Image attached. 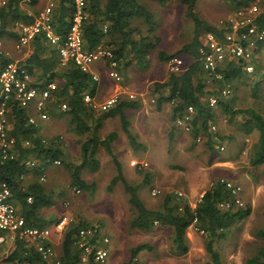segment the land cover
Wrapping results in <instances>:
<instances>
[{
  "label": "trees",
  "instance_id": "obj_1",
  "mask_svg": "<svg viewBox=\"0 0 264 264\" xmlns=\"http://www.w3.org/2000/svg\"><path fill=\"white\" fill-rule=\"evenodd\" d=\"M144 1L155 2L165 6L170 0H86L87 18L84 21L83 33L85 45L88 49H96L102 45L110 50L111 57L105 59L106 65L116 63L117 69L122 71L132 64L136 69H143L149 55L156 50L160 39L155 36L157 23L155 15ZM229 8L237 11L247 5L248 0H226ZM24 0H6L0 5V38L10 37L19 39V32L11 27L12 22H22L29 25L34 22L38 13L31 14L21 8ZM38 0H33L30 5H37ZM185 8L184 16L190 20L193 37L179 52L170 55L165 51L158 52L161 61L169 62L174 56L185 55L190 60L185 69L179 73H172L167 83L156 85V88L169 89L166 98L172 102V119L180 113H185L187 108L194 110V136L200 133L211 132V126L216 122V115L210 99L216 100L220 112L230 116L233 120L239 114L248 115L243 126L246 133H258L256 143L252 146L250 165L253 167L264 164V117L255 109H238L233 107L234 94L241 86H252L256 97L262 94L261 87L264 81V42L259 43L256 49L257 59L253 60L255 70L248 74L244 70V63L238 60L228 61L215 72L209 73L203 69L200 48L203 45V35L212 34L219 41L225 40L224 34L229 31L225 26H215L203 18L198 10V0H181ZM74 13L73 0H57L52 12V28L65 36L71 26ZM143 21V27L136 22ZM13 22V23H14ZM258 25L264 29V13L258 17ZM107 31L104 32V27ZM32 52L20 64L30 74L36 75L39 83L56 82L50 91L53 116L56 111L62 110L65 104L67 109L63 114L69 119L68 131L83 136L89 134L85 140L80 141L82 161L79 165L64 163V142L56 135L43 138L34 125L29 122L28 113L21 107L14 105L10 113L11 127L9 136L14 140L12 157L0 161V181L6 182L11 190V199L18 206L19 215L25 220L29 228L45 229L52 223L38 213L44 207H50L56 196L54 186L40 181L42 174L40 168L27 169L24 163L29 158H43L44 161H60L65 165V170L70 176V189L75 191L95 190L94 183L87 182L81 175L82 170L88 169L95 172L98 167L97 154L100 147H104L112 157L117 174L111 181V186L121 183L128 194V203L133 211L129 226L132 229L150 231L156 224L172 229L171 241L174 250L179 254L188 251L186 233L188 228L195 226L202 231L205 239V250L210 255L211 264H223L221 255L215 248L216 243L226 239L231 227L243 220L249 209H241L235 204V197L226 188L221 180L214 183L197 203L195 207L173 193H168L161 204L149 207L143 202L139 189L148 185L150 179L146 175L141 184H134L127 180L123 168L115 157L111 144L117 138L115 132L110 133L105 139L99 135L104 122L111 117L119 116L123 130L126 132L133 149L138 147L136 136L129 129L127 110L139 107L138 101L121 99L108 111L97 112L83 101L84 94L96 93L97 83L88 73L80 71L72 64L60 69L57 50L47 43L44 35H37L31 42ZM259 56V57H258ZM11 59L0 55V73L5 64ZM219 76V77H218ZM163 97L160 99V102ZM98 115V116H97ZM42 137V138H41ZM32 174V181L25 186L22 176ZM26 182V181H25ZM31 199V202H29ZM181 199L182 204L176 202ZM230 202L231 207L220 208V203ZM90 224L80 219L71 220L63 230L60 256L54 262H47L37 251L28 238H20L18 234L12 237L9 252L2 255L0 244V264H81L82 249L77 245L79 231ZM256 236L264 238V229L257 231ZM46 244L50 246L49 241ZM148 246H140L131 250V258L122 264H134L140 251ZM95 262L90 261L88 264ZM97 264V263H96ZM249 264H264V248H259L249 260Z\"/></svg>",
  "mask_w": 264,
  "mask_h": 264
},
{
  "label": "rangeland",
  "instance_id": "obj_2",
  "mask_svg": "<svg viewBox=\"0 0 264 264\" xmlns=\"http://www.w3.org/2000/svg\"><path fill=\"white\" fill-rule=\"evenodd\" d=\"M144 3L155 15V36L160 39L156 50L147 58L145 67L136 69L129 64L125 71L120 67V83L110 78L105 61L93 67L98 75L102 74L96 90L101 101L111 97H117L119 101L129 100L130 94L136 96L135 101L139 102V107L127 110L126 113L129 129L136 136L138 147L133 149L130 145L119 116L107 119L99 135L105 139L112 132L117 134L111 147L128 181L141 184L148 175L150 183L141 186L139 192L149 207L161 204L168 193L185 199L191 207H195L205 191L219 180L238 186L241 203L238 206L249 209L250 213L243 220L237 221L229 230L227 238L216 243L215 248L223 264H249L256 251L264 248V238L256 236L257 231L264 229V164L253 167L249 162L258 133H246L243 124L248 115L239 114L231 120L230 116L214 108L216 104L212 105L216 115L215 130L212 132L194 136V112L190 115L191 121L181 125L172 119L173 103L166 100L169 89L156 88V85L167 83L173 72L170 62L159 60L158 52L165 51L170 55L179 52L193 37L192 24L184 16L185 8L181 0H170L165 6L149 1ZM41 4L43 7L47 1L43 0ZM228 4L226 0H198L197 10L211 24L226 27L235 13ZM136 23L140 27L144 25L143 21ZM14 44L2 43V52L18 62L25 56L27 49L17 47L18 43L16 46ZM174 57L183 61V69L192 62L185 55ZM100 69L104 70L98 72ZM262 86V94L257 97L252 86L239 87L234 94L233 107L236 110L255 109L264 117V81ZM51 105V102L47 103V120L40 121V127L48 133L43 136L61 137L64 142V163L79 165L82 161L80 141L89 137V134L77 136L69 132V119L63 110L56 111L54 116L50 114L53 110ZM34 111L35 107H32L28 113L33 114ZM221 146H225L224 151L219 150ZM97 157V170L92 172L84 169L81 173L87 182L96 185L92 191L77 192L70 189V176L64 169L65 165H49L44 184L53 185L56 196L51 208H46V214L53 209L54 218L68 215L72 220L82 219L90 226H99L103 236L110 240V256L105 264L128 262L131 250L140 246L148 247L139 252L134 264H211L210 255L205 250L204 235L195 226L188 228L186 233V254L174 250L172 229L169 227L156 224L150 231L132 229L129 223L133 211L128 203V194L121 183L111 186L117 174L112 157L103 146L99 148ZM181 199L176 202L182 204ZM54 234L52 241L59 254L63 231ZM11 239L8 235L7 241L3 243L5 245L1 246L2 255L9 252ZM101 244V247L107 248Z\"/></svg>",
  "mask_w": 264,
  "mask_h": 264
},
{
  "label": "built area",
  "instance_id": "obj_3",
  "mask_svg": "<svg viewBox=\"0 0 264 264\" xmlns=\"http://www.w3.org/2000/svg\"><path fill=\"white\" fill-rule=\"evenodd\" d=\"M5 1L0 0V5H4ZM32 1L24 0V3L30 5ZM56 2L57 0H49L46 9L35 16L32 24L21 25V34L17 47L28 46L37 35L42 34L48 43L57 50L61 67L72 64L73 67L78 68L80 71L90 74L92 80L98 84L99 77L93 72V67L96 63L105 61L112 55L110 50L102 45L96 49H88L85 45L83 25L87 18L86 0H73L74 13L70 29L65 36L57 34L52 28V12L56 7ZM262 13H264V0H248L245 7L235 11L233 18L226 26L229 31L224 34L225 40L219 41L214 35L205 34L203 45L200 48L203 69L212 73L228 61L238 60L244 63V70L248 74H252L255 70L253 60L257 59L255 51L258 44L264 42V29L258 25V17ZM106 31L107 26L104 27V32ZM0 55L7 58L10 56L2 52L1 42ZM169 62L173 73H179L183 70L184 63L181 59L174 57ZM109 76L115 83L121 82V75L115 62L109 67ZM55 86V83H48L42 86L35 85L28 70L18 62L11 60L4 65L0 73V161L12 157L14 140L10 138L8 130L10 127V113H12L14 105L21 107L27 113L29 109L35 107L33 114L28 113V117L29 122L38 130L39 121L47 120V103H49L50 91ZM96 93L92 95L87 92L83 97L87 107L95 112L108 111L119 102L117 97L101 101ZM135 98V95H129V101H134ZM210 104L215 105L216 100L210 99ZM61 108L63 111L67 109L65 104H62ZM193 112L192 108H187L185 113H180L176 117V123L181 125L191 121L190 115ZM214 130L215 125L211 126V132ZM219 150L224 151L225 146H221ZM52 162L47 164L43 158L40 160L29 158L24 163V166L26 169L40 168L42 172L40 181L45 183L46 171L49 165L53 164L56 166L61 163L58 160ZM221 181L225 183L226 188L235 197V204L237 206L241 205L238 198L240 188L230 182ZM29 202H31V199H29ZM219 206L227 209L231 207V203L223 202ZM68 219L69 217H63L55 225V230L62 232L71 221ZM15 234H18L20 238H28L45 261L54 262L57 260L51 245L46 244L48 231L26 226L25 220L19 215L18 209L11 199L9 185L0 181V244L7 241L8 235L14 237ZM78 240L77 245L82 249V264H88L90 261L97 264H105L108 261L110 256L108 243H110V240L103 236L99 226L89 225L81 229ZM101 243L106 245L107 248L101 247Z\"/></svg>",
  "mask_w": 264,
  "mask_h": 264
},
{
  "label": "crops",
  "instance_id": "obj_4",
  "mask_svg": "<svg viewBox=\"0 0 264 264\" xmlns=\"http://www.w3.org/2000/svg\"><path fill=\"white\" fill-rule=\"evenodd\" d=\"M43 0H38V3H37V5H35V6H33V5H27L26 3H24V2H21L20 4V6H21V8L22 9H24L25 11H27V12H29V13H31V14H34L35 12L37 13V11L36 10H38V13H37V15L38 14H40V13H42L45 9H46V7H47V5H48V3H49V0H45V1H47V5H45V6H43V7H41V2H42ZM56 4H57V2H56ZM14 22V21H13ZM12 22V24H11V27L12 28H14V31H18L19 32V34H21L20 32H21V30H20V28H21V25H24L22 22H14L13 23ZM20 37V36H19ZM19 40V39H18ZM18 40H14V39H12V38H10V37H2V38H0V42L1 43H4V42H13V43H15L14 45L16 46L17 45V43H18ZM32 42V41H31ZM47 43H48V41H47ZM49 44V43H48ZM50 45V44H49ZM51 46V45H50ZM25 49H27V52L24 54L25 56L22 58V60L21 61H18V63H20V62H22L31 52H32V50H31V43L28 45V46H26V47H24ZM59 58V57H58ZM12 60V59H11ZM13 61V60H12ZM17 62V61H16ZM97 64H99V63H97ZM96 64V65H97ZM102 70H104V69H100V70H97L98 72H100V71H102ZM106 70H108V67H107V69ZM93 72H95L94 70H93ZM95 74H97V76L98 77H102V74L101 73H99V75H98V73L97 72H95ZM104 74H105V72H104ZM31 76H32V80H33V82L35 83V85H37V86H42V85H45V84H48V83H55L56 84V82L55 81H51V82H47V83H39L38 81H37V77H36V75H32V74H30ZM109 78V77H108ZM113 117H111L110 119H112ZM109 119V118H108ZM39 124H40V121H39ZM10 127H11V122H10ZM39 128L40 129H38V133H39V135H41L43 138H45L44 136H43V134H48V133H46L47 131L45 130V129H43V128H41L40 127V125H39ZM41 137V138H42ZM27 170V169H26ZM32 174L31 173H28V174H26L25 175V173H24V175L22 176V178L26 181H24V183H25V186H27L28 184H30L31 183V181H32ZM15 205H16V203H14ZM16 208L18 209V206L16 205ZM48 208V207H47ZM50 208H51V206H50ZM46 207H44V208H42L41 210H39L38 211V213L40 214V216L41 217H43V218H45V219H48L49 221H55V222H59L60 220H61V218H63V217H69L68 215H63V217H61V218H59V219H57V217L56 218H54V215L52 214V211H53V209L51 210V213H48V214H46ZM45 213V214H44ZM69 219L70 220H72V218H70L69 217ZM68 219V220H69ZM55 223H52L50 226H48L47 228H45L47 231H48V241H49V243H50V245H51V247L53 248V250L55 251V258L57 259V258H59V256H60V253L58 254V251H57V249H56V246H55V244L53 243V241H52V236L53 235H55L54 233L55 232H57V234L60 232V231H57V230H55ZM53 230L55 231V232H53ZM60 235H62V234H60ZM51 263V262H50Z\"/></svg>",
  "mask_w": 264,
  "mask_h": 264
}]
</instances>
